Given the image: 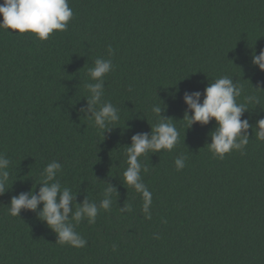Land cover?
I'll return each instance as SVG.
<instances>
[{
	"label": "trees",
	"instance_id": "16d2710c",
	"mask_svg": "<svg viewBox=\"0 0 264 264\" xmlns=\"http://www.w3.org/2000/svg\"><path fill=\"white\" fill-rule=\"evenodd\" d=\"M69 6L67 30H54L46 41L0 30V153L11 161L9 190L0 195V264H264V141L250 128L244 154L214 158L207 144L215 120L188 128L183 99L229 76L242 86L238 103L259 98L242 119L255 125L264 118V71L252 63L253 53L264 50V0H69ZM97 58L112 60L102 100L120 114L105 134L79 111ZM154 104L166 106L162 114L180 142L139 158L151 194L145 212V198L123 183V172L131 137L159 122ZM181 155L185 167L177 171ZM51 161L62 165L57 179L77 196L73 211L86 197L99 205L108 183L116 188L110 210L101 209L94 224L72 221L84 247L58 243L36 212L8 213L12 196L38 193ZM124 206L131 211L122 212Z\"/></svg>",
	"mask_w": 264,
	"mask_h": 264
},
{
	"label": "clouds",
	"instance_id": "9594fccd",
	"mask_svg": "<svg viewBox=\"0 0 264 264\" xmlns=\"http://www.w3.org/2000/svg\"><path fill=\"white\" fill-rule=\"evenodd\" d=\"M0 15L3 19L0 22V30H18L19 34L32 33L41 41L49 39L54 30L66 31L68 24L73 18V11L69 6V0H3L0 3ZM109 54H114L109 47ZM253 66L264 71V50L259 55L253 53ZM113 70L111 59L97 58L94 66L88 70L91 81L85 85L88 95L85 96L87 103L79 111L85 117L94 120V126L105 134L112 128L108 125L120 120L119 110L110 102L103 101L105 89V77ZM260 89V88H257ZM242 86L233 81L229 76H222L212 81L204 92H184V102L187 105L185 117L188 119V128L199 123L202 126L208 125L213 119L216 122L214 131L210 133L211 143L207 144L209 151L214 158L223 160L226 154L238 150L244 154V149L249 143V129L254 136L264 141V118L258 119L255 125L249 123V119H242L246 112H249L248 104L259 105V98L256 96L246 97V103H238ZM203 101L201 103V97ZM164 107L154 104L152 113L158 118V123L151 132H138L131 137V144L127 147L126 163L127 168L123 172V183L142 193L145 198L144 210L147 212L151 194L142 182L141 172H147L139 158L148 153L156 154L164 151H172L179 144L180 133L176 126L170 122L171 118L162 113ZM189 112L192 114L189 115ZM105 136V135H104ZM186 157L181 155L175 160L177 171L185 167ZM11 161L0 153V195L7 191L6 185L10 178L9 166ZM62 165L58 161L49 162L44 170V179L36 191L21 192L14 195L8 208L9 215L20 217L22 210L36 212L38 218L57 235V242L61 245L68 244L73 247H84L87 241L76 231L75 225L87 219L88 223L94 224L101 209L110 210L112 204V193L116 190L109 184L104 190V198L99 205L90 202L86 197L75 211H73L74 196L71 189L63 187L57 179ZM43 205L40 208V205ZM121 211H131L130 207H121ZM151 219V215L147 216ZM115 250V249H114Z\"/></svg>",
	"mask_w": 264,
	"mask_h": 264
}]
</instances>
